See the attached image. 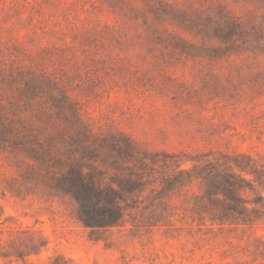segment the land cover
<instances>
[{
	"label": "rangeland",
	"instance_id": "obj_1",
	"mask_svg": "<svg viewBox=\"0 0 264 264\" xmlns=\"http://www.w3.org/2000/svg\"><path fill=\"white\" fill-rule=\"evenodd\" d=\"M0 264H264V0H0Z\"/></svg>",
	"mask_w": 264,
	"mask_h": 264
},
{
	"label": "trees",
	"instance_id": "obj_2",
	"mask_svg": "<svg viewBox=\"0 0 264 264\" xmlns=\"http://www.w3.org/2000/svg\"><path fill=\"white\" fill-rule=\"evenodd\" d=\"M67 184L69 187V192L79 203L85 204L94 201L96 191L90 181L84 179L83 177H75L74 175H72L71 177H69V179H67ZM83 220H85L83 222L88 227L101 226L99 225L100 223L95 221V219H93V217H90L89 215L85 216V219Z\"/></svg>",
	"mask_w": 264,
	"mask_h": 264
}]
</instances>
